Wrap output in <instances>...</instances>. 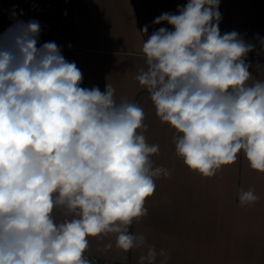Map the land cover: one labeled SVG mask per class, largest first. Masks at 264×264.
Wrapping results in <instances>:
<instances>
[{
  "label": "clouds",
  "instance_id": "9594fccd",
  "mask_svg": "<svg viewBox=\"0 0 264 264\" xmlns=\"http://www.w3.org/2000/svg\"><path fill=\"white\" fill-rule=\"evenodd\" d=\"M219 5L188 0L155 18L172 30L147 37L136 79L180 134L176 153L190 170L213 177L242 150L264 173V80L249 83L264 65L248 61L255 45L239 33L221 34ZM40 34L38 21L19 19L0 34V264H91L89 238L109 235L125 253L144 250L138 264H167L164 250L129 232L148 214L155 179L170 175L153 167L159 146L138 132L144 110L117 103L109 84L81 87L75 62L55 42L38 46ZM257 199L252 189L239 195L241 205ZM54 208L71 219L57 223Z\"/></svg>",
  "mask_w": 264,
  "mask_h": 264
},
{
  "label": "crops",
  "instance_id": "0c3cea01",
  "mask_svg": "<svg viewBox=\"0 0 264 264\" xmlns=\"http://www.w3.org/2000/svg\"><path fill=\"white\" fill-rule=\"evenodd\" d=\"M188 0H0V34L16 19L38 21L39 45L55 42L68 62L81 70V87L106 84L114 99L140 106L146 129L138 130L159 152L153 167L170 173L155 179L156 191L148 198V214L134 221L132 234H143L167 264H264V173L252 170L241 150L235 163L223 166L213 177L190 170L176 153L174 138L180 134L156 115L150 93L136 77L146 69L142 45L166 22L154 24L163 13H177ZM22 11V15H21ZM221 34L236 31L255 51L248 54L254 66L264 65V0H220ZM15 13V16H13ZM147 26V33L141 30ZM257 52L260 55H257ZM252 79L264 80V72L250 69ZM254 190L258 199L241 205V190ZM54 220L71 219L54 208ZM111 243L112 247L106 248ZM142 249L123 252L115 236L89 238L85 256L91 264H138ZM163 257L157 256V264Z\"/></svg>",
  "mask_w": 264,
  "mask_h": 264
}]
</instances>
